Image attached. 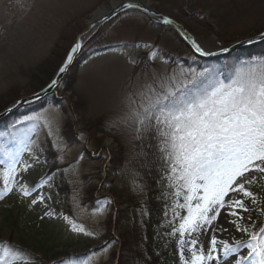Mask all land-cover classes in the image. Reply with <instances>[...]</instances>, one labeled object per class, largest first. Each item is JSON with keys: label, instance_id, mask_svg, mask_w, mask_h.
I'll use <instances>...</instances> for the list:
<instances>
[{"label": "rangeland", "instance_id": "1", "mask_svg": "<svg viewBox=\"0 0 264 264\" xmlns=\"http://www.w3.org/2000/svg\"><path fill=\"white\" fill-rule=\"evenodd\" d=\"M114 1L0 0V112L45 88L92 15ZM144 1L204 42L207 59L264 43V0ZM84 49L74 83L0 128V264H158L172 242L180 264H264V231L254 232L264 224V51L216 69L220 79L189 100L205 69L140 13L100 27ZM156 150L169 164L157 192L172 198V227L157 230L160 247L126 259L116 222L149 191L140 160ZM215 152L224 170L190 179ZM185 199L194 217L179 232L174 203Z\"/></svg>", "mask_w": 264, "mask_h": 264}, {"label": "trees", "instance_id": "2", "mask_svg": "<svg viewBox=\"0 0 264 264\" xmlns=\"http://www.w3.org/2000/svg\"><path fill=\"white\" fill-rule=\"evenodd\" d=\"M86 50L81 53L76 68H79L82 63L86 61L88 56V52H86ZM262 51H264L263 42L251 47L235 50L231 54L219 56L215 59L203 58L193 53V56L196 57L197 60L190 61L189 64L199 65V67L205 69V73L207 74V76L205 78L197 80L195 84L189 86L188 89L185 90L187 94L186 96L184 95V99L192 100L193 97H202L203 95H205L204 92L209 89L213 83H216L220 79L219 72L217 73L218 70L216 69H219L223 72L230 71V69H232V63L240 59V57H242L243 55H250L255 52L260 53ZM55 56L56 58L60 57L59 53H57ZM210 65L219 66H216V68L213 69ZM240 65L241 64H239L238 66ZM75 73V70L71 71L66 79L70 78L71 82L74 83ZM257 76L258 75L256 73L253 74L251 78L254 77V79L250 82H259L260 80L255 79ZM250 82L248 81V83ZM168 103L171 104V102ZM1 109H3V107H1ZM24 113L25 112L22 111L17 115H11L3 119L2 121H0V128H4L8 125H6V122H4L7 119H9L8 122L10 124L17 117H19V115H22ZM158 154L159 150H156V152H149L148 156L146 155L142 160H140V162L143 163V168L138 173V182L142 185L148 186L150 189L144 196L143 201L135 206L134 211H130L129 208H125L123 212H120V220H117L116 222L118 225L122 226L120 247L121 252L124 254V256H126V259L130 257L131 254H139L138 250H151L152 246L154 245H156L155 249L160 247L161 243H158L157 241V238L159 237L157 230L160 228L169 229L170 227H172L169 224L164 226L165 222H167L169 220V217L171 216V213L169 211L174 209V205H171L173 204L172 198L169 199L166 197H161L157 192V188L162 186L164 178L169 173V164L166 161L165 157H162L161 154ZM211 154L213 156L210 159H207V161L209 162L208 165L200 169L197 168V170L189 173L188 177L190 179L205 175L206 169H208V171L206 172H209L206 174V176L210 174L212 175L211 179H213L218 173L224 170L223 163L227 161V158L224 156V154H219V152ZM209 168L213 169V171H210ZM174 204L180 207L183 213L181 218L177 220L175 225L177 231L180 232L181 229L188 225V223H190V221L194 217V210L190 208L187 199H185L183 202H176ZM257 229H259L257 234L261 236L264 231V224L255 226L254 232H256ZM180 250V242H172L168 245L167 251L162 253L160 256L155 257L154 259L156 262H158V264H180V260L178 258Z\"/></svg>", "mask_w": 264, "mask_h": 264}, {"label": "water", "instance_id": "3", "mask_svg": "<svg viewBox=\"0 0 264 264\" xmlns=\"http://www.w3.org/2000/svg\"><path fill=\"white\" fill-rule=\"evenodd\" d=\"M132 12L140 13L147 19H150L153 24L172 31L181 41L185 43L186 46L191 49L192 53L195 55L203 58L208 57L204 49L199 46L196 38L190 34L182 24L178 23L171 17L158 13L156 10L150 7L146 1L116 0L112 2L109 7L103 6L92 15V22H90L86 30H84V32L77 37L76 41L70 48L49 84L37 94L17 100L6 107L2 112H0V120L11 115H17L28 105L37 103L43 100L45 97L56 93L57 89L60 87L61 83L69 75V73L77 69L76 66L78 59L84 49V45L95 34V32L100 27L115 20L116 18ZM258 40H264V34L259 36ZM248 43L249 42H240L238 44L232 45L229 49H240ZM226 53L227 52H222L220 56ZM99 158L100 157H97L95 160H99Z\"/></svg>", "mask_w": 264, "mask_h": 264}, {"label": "bare ground", "instance_id": "4", "mask_svg": "<svg viewBox=\"0 0 264 264\" xmlns=\"http://www.w3.org/2000/svg\"><path fill=\"white\" fill-rule=\"evenodd\" d=\"M106 7H109V6H106ZM90 22H92V20H90V21L88 22V24H89ZM198 44H199V46L202 47L204 50H209L204 42L198 41Z\"/></svg>", "mask_w": 264, "mask_h": 264}]
</instances>
